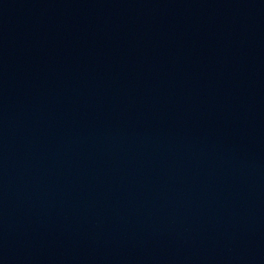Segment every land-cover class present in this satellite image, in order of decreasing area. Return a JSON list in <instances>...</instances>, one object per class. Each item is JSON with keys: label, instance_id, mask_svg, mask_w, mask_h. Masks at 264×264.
Masks as SVG:
<instances>
[{"label": "water", "instance_id": "1", "mask_svg": "<svg viewBox=\"0 0 264 264\" xmlns=\"http://www.w3.org/2000/svg\"><path fill=\"white\" fill-rule=\"evenodd\" d=\"M0 264H264V0H0Z\"/></svg>", "mask_w": 264, "mask_h": 264}]
</instances>
